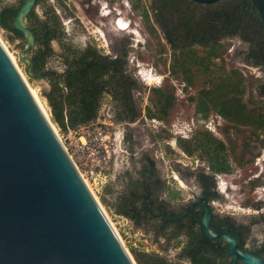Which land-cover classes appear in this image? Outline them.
<instances>
[{"label": "rangeland", "instance_id": "374dc122", "mask_svg": "<svg viewBox=\"0 0 264 264\" xmlns=\"http://www.w3.org/2000/svg\"><path fill=\"white\" fill-rule=\"evenodd\" d=\"M20 2L19 0H0V10L18 8ZM47 2L60 23L65 24V30L69 33L68 38L75 45L81 47L90 42L104 55H111L114 53V49H120L126 45L128 71L138 85L134 97L139 110L144 112L141 113V116L145 115L147 119L144 121L139 117L135 123L128 126L119 124L115 129L117 148L116 157L111 165L113 178L117 172L125 168L134 171L135 166L138 165L136 161L141 158V155L147 154L154 159L164 177L166 186L169 188L170 198H177L181 202L196 198L200 192V186L195 179L197 171L194 170L198 166H203L206 169L215 163L212 155H209L202 145L196 146L193 150L191 147L202 139V134L197 133L199 131L190 132L192 122L197 124L199 129L203 128L202 124L195 121L199 117L196 112L194 114L193 107L199 88L203 87V92L209 91L230 72H237L243 79L242 93L238 96L239 99L247 109H255V111L264 113V98L257 95L258 86L264 83V68L252 66L245 61L247 44L237 37L224 38L220 41L216 59H207L208 48L193 47L192 50H195L197 57L203 56V68L185 63L189 66L188 72L191 73L195 83L194 85L187 84L184 87L186 74L180 73L183 67L182 64L178 67L177 62L187 56L186 52L172 50L166 44L163 31L154 20L151 9L153 0H99L98 3L97 0H47ZM109 3L108 9H111L109 19H103L97 14L98 4L102 6L99 11H103L105 16L108 9L104 7ZM62 6L65 8L67 16L63 13ZM112 7L116 9L112 10ZM36 11L39 16H43L40 8H36ZM118 11H120L119 14ZM156 12L160 14L159 11ZM113 17L120 18L114 24L115 31L110 26ZM162 24L164 28H167L166 23ZM7 36H10L9 32L0 28V40L12 56L15 67L43 111L47 112L45 114L48 117L49 108L45 98L41 95L42 90L47 88V83L40 77H30L29 56L25 52L28 48V39L14 36L13 43H10ZM51 47L54 52L50 59L51 66L55 70H60L61 67L57 59L59 46L53 42ZM184 62H188V60ZM206 65L209 66V71L204 70ZM166 97H171V103L164 115L161 113V109L163 108L162 102L165 104V99L167 100ZM210 111L211 109L208 112L209 118L216 120L215 113ZM209 127V129H203L206 135L216 142L220 141L225 144L221 140L218 127L214 124ZM54 129L58 135L66 136L57 127ZM238 130L240 134L246 135L253 131L249 126H240ZM254 131L253 133L256 135L258 131L256 129ZM128 133L133 136L134 144L132 146L125 140V135ZM258 133L262 134L263 132L261 130ZM179 145L190 148L192 152L185 153ZM130 147L132 151L128 150ZM238 148L240 149V146ZM208 149L210 154L214 153L213 148ZM256 163L257 171L255 173L257 175L260 173L261 185L251 189L248 181L250 176L248 169ZM214 173L218 175L216 180L222 184L221 187L225 190L224 193H219L220 199L212 203L215 212L243 221L264 217V153L256 160L250 159V163L233 165L227 172V176L221 172ZM180 181L185 184L184 187L181 186ZM102 190L99 193L93 192L99 202ZM256 204H261V207L256 209ZM102 207L130 254L131 250L144 251L175 260L174 254L178 248L176 250L171 248L170 252L165 253L166 255L159 251L157 245L152 241L151 235L143 232L145 223L137 226L126 218L112 213L103 205ZM238 209H242V211ZM160 242L162 244L163 240ZM263 242L264 218L252 227L248 245H258Z\"/></svg>", "mask_w": 264, "mask_h": 264}, {"label": "trees", "instance_id": "16d2710c", "mask_svg": "<svg viewBox=\"0 0 264 264\" xmlns=\"http://www.w3.org/2000/svg\"><path fill=\"white\" fill-rule=\"evenodd\" d=\"M45 2L42 4L43 12L46 17L47 13L50 14L53 21L52 29L47 30L44 26L39 39H43L42 34L46 32V45L32 47L27 54L31 55L29 60L33 75L53 72L59 76V79L54 74L40 77L47 83V88L42 90L41 95L47 102L49 108V115H47L51 123L65 135L70 131L88 126L96 120L101 101L105 96L110 97L109 111L115 124L128 126L135 123L141 115V110L134 97L138 85L128 71L127 50L120 54L104 55L92 45L80 47L73 44L69 38L65 41L58 17L51 8L48 7L47 11V0ZM151 9L156 24L164 29L165 39L172 50L178 49L174 41L183 40L187 46L189 39L203 40V48L209 49L206 54L207 59H216L220 47V44H217L218 37L220 35L228 39L237 37L249 45L245 61L253 66H264V27L249 0H221L211 5H197L190 0H153ZM161 14L167 24L166 29L160 23ZM13 15L11 8L0 10V28L9 32L10 36H7V40L10 43H13L14 36H21L11 25ZM50 40L56 41L59 46L57 59L60 70H55L51 66L50 59L54 52L50 46ZM193 47L195 46L190 45L181 50L187 55L183 57L184 61L197 60L196 52L192 50ZM183 63L185 65L189 62ZM197 63L203 65V59L200 58ZM188 69L186 65L184 73L186 74L185 80L190 84L191 73ZM204 70L209 71V66H204ZM59 83L65 89H62ZM242 85V76L237 72H230L220 80L216 87L203 92V112L207 111L206 105L210 104L214 106L217 113L229 120L238 117V122L242 125H252L256 129L264 127L263 117L255 115L253 109L247 110L239 99ZM263 86H260L261 96H264ZM166 98L165 104L162 102L163 108L161 109V112L165 114L171 103V97ZM125 140L130 146L134 144L131 133L125 135ZM211 144L214 142L207 139L206 146ZM179 146L185 153H191L188 148ZM216 149L217 146L214 150ZM128 150L132 151V148ZM214 156L215 163L212 169L216 172L227 171L222 157ZM148 158L145 162L144 156L141 155V158L136 161L138 165L135 166L134 171L125 168L117 172L99 195L104 207L137 226L144 223L141 211L145 205L141 193L145 173L154 175L153 169L156 166V162ZM220 196L215 193L213 199H220ZM260 206L261 204H256L255 208L258 209ZM188 217L192 219V215L189 214ZM263 218L262 216L260 219L250 218L243 221L235 217L214 215L209 228L223 229L228 232L237 240L239 250H257L264 255V242L258 245H248L252 227ZM157 225L155 222H150L143 232L151 235L150 232L155 231V234L151 236L152 241L163 254L170 252L171 248L175 250L181 247L174 254L175 260L156 253L131 250L136 264H230V258L225 257L228 253L226 243L222 238L209 239L203 236L200 233L199 219H193L172 228L173 234H182L183 237H159ZM159 239L163 240L162 244Z\"/></svg>", "mask_w": 264, "mask_h": 264}, {"label": "water", "instance_id": "95a60500", "mask_svg": "<svg viewBox=\"0 0 264 264\" xmlns=\"http://www.w3.org/2000/svg\"><path fill=\"white\" fill-rule=\"evenodd\" d=\"M36 0H24L13 28L34 46L25 18ZM211 5L221 0H191ZM264 27V0H249ZM38 78L53 72L33 75ZM59 86L65 89L60 83ZM184 212L183 215H185ZM205 211L200 231L222 238L230 264H264L239 250L227 232L209 229ZM0 264H136L43 116L0 42Z\"/></svg>", "mask_w": 264, "mask_h": 264}, {"label": "flooded vegetation", "instance_id": "af4514ba", "mask_svg": "<svg viewBox=\"0 0 264 264\" xmlns=\"http://www.w3.org/2000/svg\"><path fill=\"white\" fill-rule=\"evenodd\" d=\"M19 1H21V2L19 4L18 8L17 7L11 8L12 12L14 13L13 16L16 15L17 11L19 10V8L21 7V5L24 2V0H19ZM98 2H99V0H97V3ZM45 3H46L45 0H36L35 6L30 10V12L27 14V16L24 20L26 28H28L33 33V40H34L33 48H35L36 46H39V45H42V46L46 45V40H45L46 32H43V34H42L43 39H39L41 30L43 29V27L46 26L47 30L52 29L53 21L50 17V14L47 13V17H46L44 15V12H43L44 9L42 7V4H45ZM193 3L197 4L195 2H193ZM197 5H202V4H197ZM108 6H110V3L107 4L104 8L107 7V9H108ZM48 7L49 6H48V2H47V11L49 10ZM36 8H40L41 14L43 15L42 17L37 14ZM101 8H102V6L98 4V9H97L98 16H100L103 19H109V13L111 12V9H108V11L106 12V15L104 16L103 11L102 12L99 11ZM115 9L116 8L112 7V10H115ZM62 10H63V13H65V8L63 6H62ZM119 13H120V11H118V14ZM65 16H67L66 13H65ZM13 19H14V17H12V20H11L12 27H13ZM119 19L120 18H115V17H113L111 19V23H110L111 25L110 26H111L112 30H114L113 29L114 24L117 23V21ZM160 23L162 26H163L162 23H166L164 21L163 15L160 16ZM60 25H61V30H62L61 32L64 36V39H65V41H68L69 33L65 30V24L60 23ZM158 26L160 27V25H158ZM166 26H167V24H166ZM160 28L162 31L164 30V29H162V27H160ZM163 36H164V33H163ZM164 39H165V36H164ZM223 39L224 38L222 37V35H220L217 39V44H220V41H222ZM53 42H56V41L50 40V42H49L50 46ZM165 42H166V44H168L166 39H165ZM174 44H176L178 46V49L176 51H179V52L183 49V47L186 48L187 46H190V45L198 47V48H203V40L200 41V40L189 39L187 46L185 45V41H183V40L174 41ZM246 44H247V51H248L249 45H248V43H246ZM86 45H92V44L89 42L88 44H85L81 47H85ZM168 46L170 47L169 44H168ZM125 50H126V45H124L120 49H117V48L114 49L113 54H120ZM245 55H246V53H245ZM245 55H244V58H245ZM28 56H29V58H31V55H28ZM200 58L203 59V56L197 57V60H200ZM197 60L194 59L193 61L190 60L188 62L191 63V66H193V67L198 66V68H203V65H199L197 63ZM183 62L184 61L182 59L177 62L178 67H180L181 64L183 67L181 69L180 73H184L185 67L187 65V64L183 65L184 64ZM249 64H251V63H249ZM187 67H189V66H187ZM255 67L264 68V66H255ZM194 83H195L194 78L191 77L190 84L194 85ZM187 84L188 83L186 81V84H184V87L187 86ZM261 85H264V83H262L258 86L257 95L259 97L264 98V96H261L259 94ZM195 87H197V86H195ZM263 88H264V86L262 87V89ZM193 107H194V114L196 112V115H198V117H199L198 119H195V121L198 124H202L203 128L199 129L200 127H198L197 124H195L194 122L191 123L192 128H190V132L193 133L194 131L195 132L199 131L197 133L202 134V139L197 141L196 145L191 146L192 150L196 146L202 145L203 149H205V151H207V153H209V155H212V159H213V157H215L214 155H219L220 157H222V161H223L224 165L227 167V171H224L221 173H225L227 176L228 175L227 172L230 170V168L233 167V165L238 166V165L250 163V159L256 160L257 158L261 157L262 153H264V127L256 129L252 125H242L238 122V117H236L233 120H229V119L223 117L222 115H220L219 113H217L214 106L210 105V104L206 105L207 111L203 112V87L199 88V90L197 91L196 102L194 103ZM209 109H211V111L215 113L214 117L216 120H212L211 118H209V115H208ZM247 110H249V109H247ZM141 113H144V112L141 111ZM162 114L165 115V113H162ZM254 114L262 116L263 117L262 119L264 120V113L263 112L255 111V109H254ZM140 117L142 120L144 119V121L147 119L145 115H142V116L140 115ZM212 124H214L220 130L221 140L225 144H223L220 141L216 142L212 138L208 137L206 135V132H204L203 129H209L210 128L209 126H211ZM240 126H249L253 129V131L255 129L258 132H260L262 130L263 133L259 134L257 132V134L255 135L254 133H256V132L254 131V133H253V131H252V133H249L247 135L246 134H240L239 130H238V127H240ZM207 139L212 140L214 142V144L206 146ZM216 146H217V149L214 150L213 154H210V151H208L209 150L208 148L215 149ZM238 146H240V149L238 148ZM188 149L192 152V150L190 148H188ZM143 156H144L145 162H146L149 159L148 158L149 155L145 154ZM152 159L153 158H151V160ZM256 165H257V163L248 169V173L250 175L248 177V181H249V185H250L251 189H255L261 185L260 173L258 175L255 173L257 171ZM194 171H197V172H195L196 173L195 179H196V182L198 183V185L200 186V192L196 195V198H193L190 201H182V202L177 198H172V197L170 198L169 191H168L169 188L166 186V182L164 180V177L162 176L157 165L153 169L154 175L150 174L148 172L145 173V180L142 183V193H141V197H142L144 205H145V208L141 211V218H142V221L145 223V228L148 227L150 222H153V223L155 222L158 224L157 225V234L159 237H164V238L183 237L184 235H182V234H173L172 228L177 227L181 224H184V222L188 223L189 221H191L193 219H196V220L199 219V222L201 224V219H202L203 215L205 214L206 209H207V211L210 212V221L212 219V216H214V215H220V217L229 216V215L220 214L219 212H215L213 210V207H212V203L215 201V199H213V196L215 195V193L219 194L220 192L224 193V191H225L220 186V183L216 180V177L218 176L217 174L214 173L216 171H214L212 169V166L209 168H206V169L203 166H198V168H196V170H194ZM203 176L205 177L204 179H203ZM163 184H165V186ZM184 212H186L185 215H183ZM189 214L192 215V219L190 217H188ZM229 217H231V216H229ZM210 221H209V225H210ZM193 223H195V222H193ZM237 226H238V224L236 225V227ZM214 231L226 232L223 229L214 230ZM200 233H201V231H200ZM150 234H151V236L154 235L155 231L152 230V233L150 232ZM180 248L181 247H179L178 250ZM246 251L257 255L264 260V255L259 253L257 250H255V251L246 250ZM225 257L227 258V253H226Z\"/></svg>", "mask_w": 264, "mask_h": 264}, {"label": "built area", "instance_id": "2783aa9c", "mask_svg": "<svg viewBox=\"0 0 264 264\" xmlns=\"http://www.w3.org/2000/svg\"><path fill=\"white\" fill-rule=\"evenodd\" d=\"M109 102V96L102 99L97 118L90 125L70 131L66 136L59 135L78 174L96 193L113 179L111 165L116 157L115 129L119 124L112 120Z\"/></svg>", "mask_w": 264, "mask_h": 264}, {"label": "bare ground", "instance_id": "6f19581e", "mask_svg": "<svg viewBox=\"0 0 264 264\" xmlns=\"http://www.w3.org/2000/svg\"><path fill=\"white\" fill-rule=\"evenodd\" d=\"M136 33H137V32H136ZM137 35H138V33H137ZM0 42H1V44H2V46H3V48H4V50H5V52H6V54H7V56L9 57V59L11 60L12 64H13L14 67H15V62H14L12 56H11V55L9 54V52L6 50V48L4 47V45H3V43H2L1 40H0ZM15 69L17 70L18 74L21 76V74H20V72L18 71V69H17L16 67H15ZM21 78H22V76H21ZM143 79H144V78H143ZM22 80H23V82L25 83V85L27 86V88H28V90H29V93L31 94V96H32V98L34 99V101L36 102V104H37V106L39 107V109H40L41 113L43 114V116H44L45 118H47V119L49 120V122L51 123L50 119L46 116V114H45V112L43 111L42 107L40 106V104L38 103V101L36 100V98L34 97V95L32 94V91L30 90V88H29V86L27 85V83L25 82V80H24L23 78H22ZM144 81H145V80H144ZM51 125H52V128H53V130H54V132H55L57 138L59 139L60 137H59V135L56 133V131H55L54 126H53L52 123H51ZM59 141H60V139H59ZM80 177H81V176H80ZM81 178H82V177H81ZM82 180H83L84 184L86 185V187H87L88 191L90 192V194L93 196V198H94L95 202L97 203V205H99V208L101 209V211H102L104 217L106 218L107 222L109 223V225L111 226V228L113 229V231L115 232V234L117 235V237L119 238V240L121 241V243L123 244V242H122V240L120 239L118 233L116 232V230L113 228L111 222L109 221L108 216H107V214L105 213V211H104L102 205L100 204V202L97 200V198H96L95 195L93 194L92 188L90 187V185L88 184V182H87L85 179L82 178ZM180 182H181V186L184 187L185 184H184L182 181H180ZM221 185H222V184L220 183V186H221ZM223 190H224V189H223ZM238 210L242 211V209H238ZM123 245H124V244H123ZM124 248L126 249V247H124ZM126 250H127V249H126ZM127 251H128V250H127Z\"/></svg>", "mask_w": 264, "mask_h": 264}]
</instances>
